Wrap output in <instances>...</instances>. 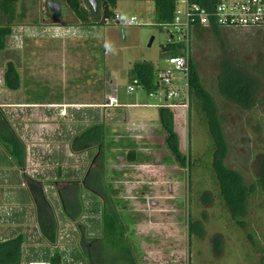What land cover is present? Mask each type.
Wrapping results in <instances>:
<instances>
[{
  "label": "rangeland",
  "instance_id": "374dc122",
  "mask_svg": "<svg viewBox=\"0 0 264 264\" xmlns=\"http://www.w3.org/2000/svg\"><path fill=\"white\" fill-rule=\"evenodd\" d=\"M80 2L89 10L87 0ZM44 5V0H18L12 26L30 28L42 19ZM114 9L117 16L104 21L102 0H98L97 19L89 13V20L82 21L70 13L73 15L67 20L78 25L72 26L73 31L66 36L54 37L37 24L38 32H27L22 48L6 44L2 50L1 68L16 59L22 78L20 91L9 93L6 88L4 94L8 97L1 91L3 99L75 104L34 105L29 107L26 118L16 116L15 126L27 144V172L42 180L57 221L56 241L51 243L40 231L39 202L32 200L23 205L24 217L17 214V224L27 232V241L19 264H30L29 257L48 260L55 251L59 252L58 260L51 264H88L92 254L98 260L91 263H102V257L109 264H125L145 258L150 251L157 258L152 260L162 264H263L264 198L263 203L260 199L251 201L244 216L245 227L233 224L212 177V128L206 123L207 115L202 119L193 102L189 108L163 107L172 113L180 156L185 158L183 164L174 152V139L167 133L161 107L153 105L154 97L144 87L128 91L136 62H150L159 85V73L167 65L169 54L163 53V45L169 33L157 17L155 0H117ZM132 15L136 22H125ZM7 19L9 14L0 10V22ZM194 56L216 102L217 109L211 101L206 102L209 119L229 144L227 149L220 139L219 152L226 155V164L238 170L244 181L254 182L252 172L259 167L254 148L260 151L264 135L249 107L258 92L264 96V29L207 32L195 45ZM222 65L225 70H220ZM177 75L182 77L183 73L179 71ZM111 92L119 106L103 105ZM92 102H101L95 107L97 114L89 106L76 107L77 103ZM261 108L262 113L264 105ZM84 129L95 139L103 136V140L96 139L88 150L72 153L70 139ZM5 134L8 133L0 136ZM93 156L97 167L101 164L104 168L102 180H94L105 189L115 190L112 198L118 213L125 217L124 242L130 240L132 257L125 246L118 247V235L114 243L99 239L103 236V207L101 199L91 191L81 190L82 208L76 218L63 211L52 180L82 179ZM188 160L192 162L190 172ZM5 209L7 214L12 211L10 206L0 205L1 215L7 212ZM195 220L203 225L205 233H193L189 241L188 225ZM9 221L5 218L0 223ZM243 228L251 229L253 237L248 238ZM5 229L7 236L14 231L11 226Z\"/></svg>",
  "mask_w": 264,
  "mask_h": 264
},
{
  "label": "trees",
  "instance_id": "16d2710c",
  "mask_svg": "<svg viewBox=\"0 0 264 264\" xmlns=\"http://www.w3.org/2000/svg\"><path fill=\"white\" fill-rule=\"evenodd\" d=\"M18 0H0V10L7 12L10 16V19L6 20L5 22H0V48L3 49L5 45L7 44V36L11 32L13 26L11 24V20L15 18L16 15V3ZM68 3H70L71 7L73 8L75 14L80 20L88 21L89 20V13L90 16L94 19H97L99 17V12L95 11L92 6L89 4L87 0V7L89 10H87L85 7L81 6L80 0H67ZM156 3V13L159 20L162 21V23H167L173 19L174 16V10H175V4L176 0H155ZM117 6V0H102V14L101 18L105 21L108 18H114L117 16V13L115 12L114 7ZM89 11V12H88ZM22 14V12H20ZM40 22V21H39ZM39 22H36L39 24ZM34 25H36L34 23ZM222 29H228L223 28L219 26L216 23L208 24V25H201L199 23L193 24L190 29V42H189V52H190V74H189V94H190V105L193 102L194 107L197 108V110L201 114V118L205 119L206 114V123L210 128L211 134H212V147H211V155L213 157V164H212V177L215 178L216 183L218 184V190L219 194L223 200V203L227 210L229 211L233 224L235 225H241L243 227L246 226L247 221L244 218L246 215L245 213L250 209L251 207V201L254 199H260L263 203L264 198V142H262L259 145V150L257 148H254V152L257 154V164L259 165L258 168L253 174L254 182L247 183L244 181L243 175L236 169L230 168L225 161L226 155L220 154V144L219 140L222 139L225 142V145L227 149L229 148V144L227 139H225V135L220 132V134L215 131L213 128V120L209 119L207 104L206 102L209 100L211 101L215 106V100L213 99V94L211 93L210 89L205 85V83L202 80L201 71L198 67V63L194 56V49L195 45L203 40L205 38V35L207 32H219ZM233 29V28H232ZM239 29V28H238ZM257 28H254L255 30ZM263 29V28H258ZM252 30V29H249ZM185 46V43L183 41H172V42H165L163 45V53L171 55H177L183 51V47ZM225 70L224 66L220 67ZM227 69V68H226ZM231 69H228V71ZM139 78L142 82V86L146 90L147 93H150L152 91L157 90L160 85L157 82V79L154 74L153 66L150 62L144 61V62H136L134 64V67L131 71V78ZM218 77L220 78V74H218ZM20 77L17 69L15 68L13 63L8 64L6 71H5V83L11 87V88H17L19 86ZM236 93L242 94L240 90H236ZM246 94V93H245ZM244 94V95H245ZM243 95V94H242ZM261 105H264V96H261V94L258 92L255 98L253 99V103L249 107V109L256 114L258 118V128L261 129L263 135H264V112L261 113L262 109ZM217 109V107L215 106ZM160 115L162 117V120L165 121V128L167 130V133L169 136H172L174 139V152L179 154L178 160L185 164V158L182 159L180 156V150L178 149V139L176 137V132L174 131V128L172 126V113L170 112V109L161 107L160 109ZM166 110L169 111V113H166ZM190 110V109H189ZM167 114V115H166ZM190 119V118H189ZM220 121L221 118H219ZM192 121V120H191ZM191 123V122H189ZM210 124V125H209ZM99 127V126H97ZM98 129V128H97ZM100 129V128H99ZM99 131V130H98ZM3 133V132H1ZM102 134V132H100ZM91 132L86 130L84 133H81V135H90ZM190 134V130H189ZM92 135V136H91ZM90 135V139L94 142H97L96 139L100 142H102V137L95 139V136L93 134ZM85 136V137H86ZM0 141L4 144L5 147L10 148L11 152H13L14 149H20L23 142L18 138V136L14 133V131L11 130L8 134H5L3 136H0ZM264 141V137H263ZM103 144H101L102 146ZM209 151V152H210ZM209 152L207 154L209 155ZM190 154V153H189ZM207 155V156H208ZM190 159V156L188 157ZM192 162L188 160V169L189 172L191 171ZM103 166L95 170V177L97 179L102 180V173ZM88 184V181H86ZM98 183L100 181H97ZM112 183L110 182V185ZM103 185V184H102ZM190 186V185H189ZM104 189L106 188L105 185L103 186ZM107 192V202L102 203L103 207V236L99 239H102L104 243H109L112 241L113 243L116 242L115 236L118 235V247H124L125 251L129 254V256H133V247L130 243V240L127 238L128 243L125 244L124 238L127 234L126 232V226L123 224V218L118 213L117 208L115 206V203L112 198V192L115 191L113 188L107 187L105 189ZM39 204L37 209V217L38 222L40 226V231L42 234L47 238L50 242L54 243L56 241V228H57V221L55 218L54 210L49 203L47 198L44 197H38ZM68 214L71 218H76L78 216V213H76L75 209L68 208L67 210ZM125 223V222H124ZM199 224L196 228V224ZM231 224V225H233ZM251 229L243 228V232L245 233L248 238L252 236ZM193 233L201 234L205 233V229L203 225L198 221L195 220L191 224L188 225V235H189V241L191 240V235ZM112 237V240H111ZM97 238H94L95 241ZM24 241L23 234H19L18 236L6 239L4 241H0V264H19L21 261V255H22V243ZM110 247V246H109ZM117 247V246H114ZM102 253L105 251L104 249H101ZM92 252V251H91ZM93 253V252H92ZM100 253V254H102ZM59 252L56 251L52 257L51 262H56L58 260ZM97 255H91L88 258V264H109L107 263L102 257V263H96L92 262L91 260L95 259ZM100 259V260H101ZM95 260H98L96 258ZM132 260V259H131ZM129 264L134 263V259L131 262H128ZM125 263V264H128ZM114 264V263H112ZM124 264V263H122ZM264 264V260H263Z\"/></svg>",
  "mask_w": 264,
  "mask_h": 264
},
{
  "label": "built area",
  "instance_id": "2783aa9c",
  "mask_svg": "<svg viewBox=\"0 0 264 264\" xmlns=\"http://www.w3.org/2000/svg\"><path fill=\"white\" fill-rule=\"evenodd\" d=\"M127 23H135L134 15L126 19ZM208 25L216 23L223 28L264 29V0H176L173 19L165 25L169 33L167 41H183V51L167 57V65L159 73L161 88L150 92L155 99L153 105L158 107L189 108V74H190V29L193 24ZM72 26L61 24L44 25L54 37H64L72 32ZM33 31V32H32ZM38 32L35 26H13L7 36V44L11 47L22 48L25 34ZM183 73L178 77V72ZM143 88L139 78H133L128 85V91ZM105 106L119 105L114 93L106 95ZM31 264H43L31 262Z\"/></svg>",
  "mask_w": 264,
  "mask_h": 264
},
{
  "label": "crops",
  "instance_id": "0c3cea01",
  "mask_svg": "<svg viewBox=\"0 0 264 264\" xmlns=\"http://www.w3.org/2000/svg\"><path fill=\"white\" fill-rule=\"evenodd\" d=\"M44 2H46V0H44ZM53 2L55 4H57V6L54 7L55 9L61 8V14L56 16V17H53V16H51V14L49 13L48 10L44 11V9H42L43 10L42 19L40 20L39 25L41 24L44 26V25H49V24H61L63 26H70V25L77 24L74 21H68L67 20V19H70L73 15L70 13L75 14L73 8L71 7L70 3H68L67 0L66 1L54 0ZM43 8H45V5ZM50 8H51L50 11H52L53 7H50ZM55 19H57L58 21H54ZM77 19H78V17H77ZM35 24L37 25L38 23L35 22ZM36 25H35V27H36ZM3 49H6V48L4 47ZM3 49L0 48V61H1V53H2ZM77 55H79V53H77ZM72 57H73V59H75L74 54ZM15 60H10L9 62L13 63L15 68L17 69L18 73H20V71L18 69L19 65L15 62ZM9 62L6 63V66H8ZM6 68L5 69L3 67L1 68V62H0V133L1 132L9 133L10 128H9V125H6V124L10 123V125L12 127L11 130L13 129V131L16 132V135L21 140V142H23V144H22L20 149H14L13 152H11V149L5 147L4 144L0 141V205L10 206V208H12V211L9 214H7L8 211L6 209H5V211H7V212L5 214L2 213L3 215H1V213H0V216H4L5 218L11 219V221H9L8 224H1L0 223V241H4L6 239H11V238L18 236L19 234H23V236H24V241L22 243V252H23V248L26 245V241H27V234H26L27 232L25 230L19 229L21 225H20V223L17 224L19 222L18 215L24 217V215H22L24 212L23 205L29 204V201H32L34 199H33L32 189L30 188V179L32 178V175L27 172V166H26V160H27V156H28L26 139L24 138V136L22 134H20L18 132V130L15 126L16 116L18 114H20L23 118H26L27 114H29V107H32L34 105L56 106V105H64V103H65L66 105L68 104V105L74 106L75 104L67 102V101L56 102V103L52 102V103H45V104H37V103L27 102V101L23 100L22 98L18 99V100L3 99L2 95H6V94H4L6 91V88L9 90V93H14V92L20 91L21 83H22L21 82L22 78H20L19 86L17 88L9 87L5 83ZM19 77H21V74H19ZM1 91H4L3 94ZM77 104H78V106H76V107H79L80 105L81 106H89V107H91L90 109L94 110V112L96 111L95 110L96 106H101V102L77 103ZM131 104H133V103H131ZM135 105H138V104L135 103ZM5 107H7L8 109H6ZM77 109H80V108H77ZM15 110L18 113H16ZM62 113H65V111H63ZM63 115H65V114H63ZM169 184L172 186L171 182H169ZM142 185H144V184H142ZM154 186H156V185L153 184L152 187H154ZM19 204H22V205L20 206ZM5 218L0 219V221H3V219H5ZM7 226L13 227V230H14L9 236L6 235V232L8 230H6L5 228ZM11 230H12V228H11ZM11 230L9 232H11ZM24 250H26V248H24ZM33 250L38 252L37 249H33ZM150 253H152L154 256L151 257ZM21 257H22V255H21ZM25 257H26V255H25ZM142 258L140 257L137 261L134 259L133 264H162V261H160V262L154 261V260H157V258H156L155 252H153V251H150L148 254H146L145 258H143V259ZM146 258L148 260H146ZM28 259H29V262H39V263L46 262L48 264L52 263L51 262V256L49 257L48 260L44 259L42 256L41 257L37 256L36 258L29 257ZM152 259H154V260H152ZM22 264H23V262H22Z\"/></svg>",
  "mask_w": 264,
  "mask_h": 264
},
{
  "label": "flooded vegetation",
  "instance_id": "af4514ba",
  "mask_svg": "<svg viewBox=\"0 0 264 264\" xmlns=\"http://www.w3.org/2000/svg\"><path fill=\"white\" fill-rule=\"evenodd\" d=\"M53 1L54 0H46L45 8L43 9L44 11L48 10L51 16L56 17L61 14V8H57V9L53 8V10L50 11L51 10L50 7H52V5H55ZM56 1H59V0H56ZM6 125H9V128H12L10 123ZM85 131L86 130L84 129L82 132L75 133L70 139V143L68 144V147H70V151L72 153L74 152L77 153V152H80L81 150H88L91 146L96 144V142L90 139V135H87V136L81 135V133H84ZM14 133L16 134V132ZM100 167H101V164H100ZM100 167H97L96 165V156H93L92 159L90 160V163L85 169V173L82 179L74 180L70 178V179H62L59 181L58 179L52 180L53 184L56 186L59 199L61 200L63 211L67 214V216L70 217V215L67 213L68 208L73 207L76 213H78V211H81V208H82L81 190L82 189H85L86 191L88 190L91 191V193H93L94 196H98L101 199L102 203L107 202V192L102 186V183L100 182L98 183L94 180V177H95L94 172L96 169ZM86 181H88V184ZM30 188L32 189L33 199L35 203L38 202L37 199L38 197H40L39 196L40 193L38 194L39 190L41 191V194H40L41 197L48 199V195L45 191L46 190L45 186L41 179L32 176V178L30 179Z\"/></svg>",
  "mask_w": 264,
  "mask_h": 264
},
{
  "label": "water",
  "instance_id": "95a60500",
  "mask_svg": "<svg viewBox=\"0 0 264 264\" xmlns=\"http://www.w3.org/2000/svg\"><path fill=\"white\" fill-rule=\"evenodd\" d=\"M89 4L92 6V8L95 10V11H98V0H88ZM57 4L55 5H52V7H56ZM54 21H58L57 19H55ZM153 39V38H152Z\"/></svg>",
  "mask_w": 264,
  "mask_h": 264
},
{
  "label": "clouds",
  "instance_id": "9594fccd",
  "mask_svg": "<svg viewBox=\"0 0 264 264\" xmlns=\"http://www.w3.org/2000/svg\"><path fill=\"white\" fill-rule=\"evenodd\" d=\"M77 25V24H76Z\"/></svg>",
  "mask_w": 264,
  "mask_h": 264
}]
</instances>
